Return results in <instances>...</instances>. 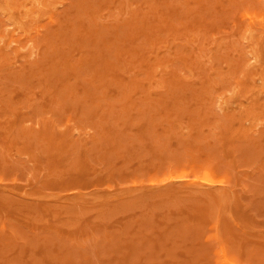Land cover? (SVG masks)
<instances>
[{
	"label": "rangeland",
	"instance_id": "374dc122",
	"mask_svg": "<svg viewBox=\"0 0 264 264\" xmlns=\"http://www.w3.org/2000/svg\"><path fill=\"white\" fill-rule=\"evenodd\" d=\"M233 260L264 264V0H0V264Z\"/></svg>",
	"mask_w": 264,
	"mask_h": 264
},
{
	"label": "bare ground",
	"instance_id": "6f19581e",
	"mask_svg": "<svg viewBox=\"0 0 264 264\" xmlns=\"http://www.w3.org/2000/svg\"><path fill=\"white\" fill-rule=\"evenodd\" d=\"M223 248H224V247H223ZM227 258H229V257H227ZM233 259H234V258H233ZM234 260H235V259H234ZM234 260H233V261H234ZM235 261H236V260H235ZM235 261H234V263L236 264V262H235Z\"/></svg>",
	"mask_w": 264,
	"mask_h": 264
}]
</instances>
